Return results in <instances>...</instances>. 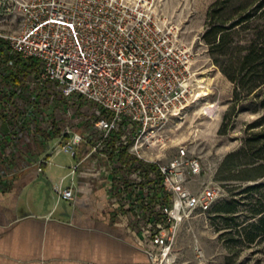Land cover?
I'll list each match as a JSON object with an SVG mask.
<instances>
[{
	"label": "built area",
	"instance_id": "built-area-1",
	"mask_svg": "<svg viewBox=\"0 0 264 264\" xmlns=\"http://www.w3.org/2000/svg\"><path fill=\"white\" fill-rule=\"evenodd\" d=\"M0 6H7L0 15L21 16V27L0 33V39L7 42L11 55L40 61L33 74L42 93L52 84L70 102L83 99L98 107V120L87 135L68 127L51 139L59 142L54 148L50 139L37 135L43 150L32 153L39 154L34 163L39 172L60 153H73L86 144L91 145L88 155L100 153L114 163L117 155L111 156V147L115 145L127 148L139 161L156 165L147 174L135 164L130 166L134 167L130 175L126 173L130 167L120 169L116 164L111 184L121 187L113 192V201L134 222L140 247L153 264H167L181 226L194 215L210 213L224 197L216 183L194 189L205 167L188 145H180L167 162L154 157L166 144L165 133L195 103L191 49L159 15L157 0H0ZM10 63L15 64L14 60ZM4 88L11 87H0ZM26 92L24 82L15 100ZM41 95H28L30 108L13 117L15 125L10 126L6 149L0 129L2 155L12 150V143L26 142L35 135L43 119L34 110ZM206 114L211 119L218 117L220 104L212 103ZM96 133L100 136L94 141ZM116 137L119 141L110 146ZM81 164L82 160L73 164L69 175L74 178ZM59 194L67 200L75 197L72 188Z\"/></svg>",
	"mask_w": 264,
	"mask_h": 264
},
{
	"label": "rangeland",
	"instance_id": "rangeland-1",
	"mask_svg": "<svg viewBox=\"0 0 264 264\" xmlns=\"http://www.w3.org/2000/svg\"><path fill=\"white\" fill-rule=\"evenodd\" d=\"M216 1L157 0L159 15L170 28L178 32L180 40L193 54L195 103L185 117L177 120L165 133L166 144L155 152L154 157L157 156L159 162H167L176 156L180 145H188L190 150L201 156L205 167V172L194 182V189L199 190L204 183H216L224 192L223 199L212 212L194 215L181 226L172 257L175 264H264V234L254 242L248 241V236L257 232L256 226L264 215L255 214L264 206V160L256 157L262 142L258 138L264 136V84L250 95L240 89L238 100L236 84L215 62L204 34L209 23L208 13ZM245 1L249 5L255 0ZM6 8L0 6V12H5ZM235 8L239 7L233 6ZM263 24L264 20L259 19L253 28L241 30L236 35V42H246L251 38V31L255 32L256 27ZM20 27L19 14L0 15V33H11ZM240 56V48L231 49L227 55H223L224 66L231 73L235 72L232 68L239 66L237 63ZM23 80L26 96L17 97L13 106H9L7 112L10 118L21 116L30 108L26 99L28 95L32 97L41 93L34 110L43 119L36 126L35 135H30L26 142H18V150L42 151L43 144L37 135L42 134L48 139L46 129L54 123V129L60 130L54 136L68 127L74 128L81 135L92 131L93 121L98 120V107L95 104L83 99L70 102L52 84L47 85L42 93L39 79L33 72ZM249 80L246 79L248 84ZM4 85L5 82L0 78V87ZM214 102L220 104V114L211 119L206 112ZM3 121L0 111V129ZM99 136L96 133L94 141ZM249 140H252L251 145L248 144ZM117 141L119 139L116 137L110 146ZM49 143L54 148L59 142L50 139ZM72 154L62 152L57 155L48 173L41 176L39 181L60 184L61 179L67 176L64 184H73V177L69 175L75 163ZM115 160L120 169L122 166L129 169L138 164L137 156L131 152L125 157L116 156ZM133 169L130 167L126 173L133 174ZM232 208H236L235 213H228ZM133 238L136 239L135 236Z\"/></svg>",
	"mask_w": 264,
	"mask_h": 264
},
{
	"label": "crops",
	"instance_id": "crops-1",
	"mask_svg": "<svg viewBox=\"0 0 264 264\" xmlns=\"http://www.w3.org/2000/svg\"><path fill=\"white\" fill-rule=\"evenodd\" d=\"M15 144L0 153V264H153L133 238L134 222L115 207L113 192L121 187L111 184L112 159L100 153L84 158L77 149L71 158L82 164L73 184H61L67 176L46 184L39 178L56 156L39 172V154ZM68 188L73 200L60 197Z\"/></svg>",
	"mask_w": 264,
	"mask_h": 264
},
{
	"label": "trees",
	"instance_id": "trees-1",
	"mask_svg": "<svg viewBox=\"0 0 264 264\" xmlns=\"http://www.w3.org/2000/svg\"><path fill=\"white\" fill-rule=\"evenodd\" d=\"M245 2V0H230V2L228 0L216 1L208 13L209 23L204 34V39L211 47V53L215 58V62L222 68L226 76L236 84V97L238 100L240 99V89L250 95L264 84V27H262L264 24L256 27L255 32L251 31V38L246 40V42H236V35L241 30L247 31L253 28V24L259 19L264 20V0H255L249 3V5L245 4ZM233 6H238L239 8L233 9ZM235 48L241 49V56L237 63L239 66L232 68L235 70L232 74L224 66L222 57L223 55H227L228 51ZM9 51L10 48L7 42L0 39V64H2L0 66V78L3 79L6 85L11 87L8 89H5V87L4 90L0 89V111L4 119L1 129L3 149H6L5 144L9 138L7 136L9 135L10 126L15 125V121L12 120L14 118H10L7 112L8 108L15 103L18 90L24 87L23 78L40 68L39 60H24L19 55H11ZM12 60L15 62L14 65L10 63ZM237 69H239V76L236 74ZM247 78H250L249 84L246 82ZM31 117L35 121L37 120L35 115L31 114ZM28 123L30 122H25L23 128ZM55 126L56 124L54 123L52 128L47 130L48 139H52L56 131H60L58 129L55 130ZM258 141L261 142V147L258 149L259 152L256 157L259 160H264V153L262 154V151H264V136L258 138ZM251 143L252 140H249L248 144L251 145ZM79 150H81V157H85L91 152V145H82ZM115 155L125 157L128 155L127 148H117L114 145L111 156L113 157ZM136 162L139 163L147 174L150 169L156 167V165L147 164L139 160H136ZM235 210L236 208L229 209L228 213H235ZM255 214H264V206L257 210ZM256 227L257 232L248 236V241L250 242L256 241L258 237L264 234V215Z\"/></svg>",
	"mask_w": 264,
	"mask_h": 264
},
{
	"label": "bare ground",
	"instance_id": "bare-ground-1",
	"mask_svg": "<svg viewBox=\"0 0 264 264\" xmlns=\"http://www.w3.org/2000/svg\"><path fill=\"white\" fill-rule=\"evenodd\" d=\"M173 262H174V258L173 257H171L170 259L167 260V264H173Z\"/></svg>",
	"mask_w": 264,
	"mask_h": 264
}]
</instances>
